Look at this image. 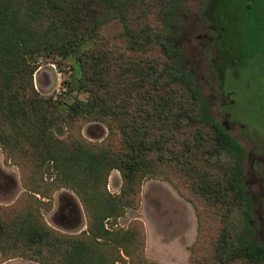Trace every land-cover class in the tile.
Wrapping results in <instances>:
<instances>
[{"label": "trees", "instance_id": "trees-1", "mask_svg": "<svg viewBox=\"0 0 264 264\" xmlns=\"http://www.w3.org/2000/svg\"><path fill=\"white\" fill-rule=\"evenodd\" d=\"M102 2L0 0V143L20 150L26 190L51 199L60 189H72L88 216V230L73 235L49 226L33 204L14 215L0 212V252L4 254L0 264L21 257L38 264H151L140 221L113 231L106 229L105 221L121 217L127 208H138L144 178L165 174L162 167L181 175L195 197L218 208L223 220L209 250L215 259L212 263L264 264V247L245 237L253 211L240 177L245 150L204 113L205 99L181 69L179 50L164 36L142 31L132 34L133 40L125 37L131 52L140 50L133 46L137 40L142 39V48L153 45L154 40L167 60L163 70L160 61H119V68L137 75L121 81L124 74L120 79L112 76L116 63L111 54L98 48L92 55L82 52L78 58L79 89L89 93L88 101L65 105L35 90L34 55L77 53L106 20L101 15V8L106 6ZM170 4L168 0L164 27L173 13ZM218 6V18H236L238 12L252 15V9L243 3L225 0ZM238 26L242 30L240 23ZM126 27L130 29L127 23ZM66 84L71 91V83ZM80 120L106 124L110 130L106 141L94 144L74 134ZM59 122L71 128L72 137H56L54 129ZM205 154L216 156L217 163L206 162ZM205 165H215L219 171L212 174ZM113 170L121 173L124 182L117 196L108 192ZM180 195L196 207L198 236L189 261L194 264L205 242L206 222L214 211L206 210L208 220L203 221L198 201L182 191ZM209 230L208 243L213 238L211 224ZM200 263L206 264L205 260Z\"/></svg>", "mask_w": 264, "mask_h": 264}, {"label": "rangeland", "instance_id": "rangeland-1", "mask_svg": "<svg viewBox=\"0 0 264 264\" xmlns=\"http://www.w3.org/2000/svg\"><path fill=\"white\" fill-rule=\"evenodd\" d=\"M223 1L171 0L173 13L164 27V11L168 0H103L106 6L101 8V15L106 20L100 23L92 38L80 45L77 53L58 56L54 51L34 55L32 84L43 97L64 101L65 105L76 100L88 101L89 93L79 89L81 69L78 58L82 52L92 55L101 48L110 53L116 63L112 76L120 79L119 76L124 74L121 81H125L124 78H137V75L135 71L130 75L125 69L119 68V61L145 64L160 61L161 70L165 68L167 60L154 40L148 48H142V39L137 40L133 46L140 50L132 52L125 45L126 38L133 40L132 34L137 35L142 31L159 33L179 50L181 69L189 74L205 99L204 113L224 127L227 122L229 134L244 148L246 156L264 159V0H230L252 9V15L242 16L238 12L234 14L236 18L229 19L216 17L218 5ZM246 10L244 14H248ZM239 23L242 30L239 29ZM205 34L212 40L205 41ZM199 36L202 38L198 39ZM99 42L102 45L96 46ZM205 43L206 47L203 46ZM68 81L71 91L66 84ZM167 82L166 79L164 85ZM72 132L90 143L99 144L106 141L110 130L103 122L80 120ZM72 132L63 122L56 124L54 129L56 137L63 139L72 137ZM21 157L20 150H10L0 143V212L14 215L27 211L33 204L47 224L58 231L73 235L87 231L88 216L79 196L72 189H60L53 193L51 199L26 190L20 169ZM204 158L206 162L217 163L216 156L205 154ZM219 161L223 162L222 159ZM205 168L211 170L212 174L219 171L215 165H205ZM162 169L165 174L158 172L144 178L139 207L127 208L117 219H107L106 229H128L135 221H140L144 225L146 254L151 264H189L191 248L198 236V217L195 205L180 195L182 191L198 201L203 221L208 220L206 210L214 211L210 215L211 221L206 222L205 242L197 251L198 257H195L194 264H201L204 260L206 264H215L212 263L213 252L209 250L217 239V230L223 220L218 208L195 197L181 175L167 168ZM258 171L253 177L250 162L246 159L240 177L249 197L262 182ZM45 176L46 181H49V174ZM248 181L255 182L254 187L250 188ZM123 183L121 173L113 170L108 181V192L113 196L120 195ZM261 202L253 204L250 222L254 221L255 224L251 225L248 232L246 230L245 237L251 243L264 247V238L259 232L264 221V194ZM67 203L73 204L76 209L72 219L68 215ZM64 205H67L66 208ZM209 224L213 235L210 243ZM2 253L0 259L4 258ZM122 255L129 262V258ZM28 261L21 257L7 264H34Z\"/></svg>", "mask_w": 264, "mask_h": 264}, {"label": "flooded vegetation", "instance_id": "flooded-vegetation-1", "mask_svg": "<svg viewBox=\"0 0 264 264\" xmlns=\"http://www.w3.org/2000/svg\"><path fill=\"white\" fill-rule=\"evenodd\" d=\"M199 38H202L201 36H199L198 37V39ZM203 39L205 40V41H207V40H212L211 38H209L208 37V35L207 34H205L204 36H203ZM203 46L204 47H206V43L205 44H203ZM211 50L212 51H214V48H211ZM225 104V103H224ZM230 116V115H229ZM227 125V122H225V130L229 133V131L227 130L229 127L228 126H226ZM244 149V148H243ZM246 159H247V162L249 161L250 162V168H251V170L253 171V177L255 176L256 177V172L255 171H257V169L259 170L258 171V174H259V178H260V180L262 181L261 182V184L259 185V186H257L256 188L257 189H254L251 193V197H250V199H251V203H252V209H253V211H254V206H253V204H260V203H262L261 202V197H262V195L264 194V159H261V158H257V157H254L253 155H248V156H246V154H245V159H244V161H243V165H244V163L246 162ZM255 181V180H254ZM247 184L249 185V187L251 188V187H254V185H255V182H250V181H248L247 182ZM252 184V185H251ZM247 195H249L248 194V192H247ZM67 205L69 206V213H68V215H69V218H71L72 219V216H74L75 215V213H76V209H74V207H73V204H70V203H67ZM66 205V206H67ZM65 206V205H64ZM64 206L62 207V209L64 210ZM66 206H65V208H66ZM260 206H262V205H260ZM63 212V211H62ZM261 221H263L262 219H261ZM250 224L251 225H254L255 224V222L254 221H251L250 222ZM260 232V235L262 236L263 235V238H264V221H263V224H262V229H261V231H259Z\"/></svg>", "mask_w": 264, "mask_h": 264}, {"label": "crops", "instance_id": "crops-1", "mask_svg": "<svg viewBox=\"0 0 264 264\" xmlns=\"http://www.w3.org/2000/svg\"><path fill=\"white\" fill-rule=\"evenodd\" d=\"M12 260H15V259H12ZM12 260H8V261H6V262H3L2 264H7V262L12 261ZM28 262H31V263H34V264H38V263H36V262H32V261H28Z\"/></svg>", "mask_w": 264, "mask_h": 264}]
</instances>
